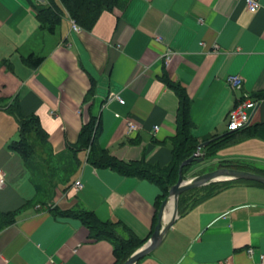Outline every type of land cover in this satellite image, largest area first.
<instances>
[{
  "label": "crops",
  "instance_id": "1",
  "mask_svg": "<svg viewBox=\"0 0 264 264\" xmlns=\"http://www.w3.org/2000/svg\"><path fill=\"white\" fill-rule=\"evenodd\" d=\"M257 1L251 12L243 0H118L88 29L72 30L64 13L49 32L32 7L48 0H0V264H115L109 241L89 239L76 217L42 205L32 171L10 148L19 131L10 104L35 118L49 158L74 151L82 159L63 186L54 184L52 207L92 211L140 246L156 224L160 188L87 162L78 143L91 118L98 147L161 168L179 119L171 83L187 97L192 140L210 143L199 151L210 157L190 169L264 173V0ZM30 53L43 57L37 67L24 63ZM230 75L241 76L240 89L226 82ZM239 99L257 105L245 129L229 132L226 115ZM210 183L184 195L192 199L160 245L135 264H264V186L235 180L206 190Z\"/></svg>",
  "mask_w": 264,
  "mask_h": 264
},
{
  "label": "trees",
  "instance_id": "2",
  "mask_svg": "<svg viewBox=\"0 0 264 264\" xmlns=\"http://www.w3.org/2000/svg\"><path fill=\"white\" fill-rule=\"evenodd\" d=\"M59 1L62 7L56 4L53 0H48L49 5L44 8L37 7L35 4L32 6L38 18L40 27L47 29L49 32L53 30L60 16L64 13H66L67 16L71 20H73L74 23L79 27L88 29L102 10L112 9L114 6H116L118 0ZM42 59L43 57L35 56L33 53H30L24 58V63L27 66L34 68L42 62ZM167 84L175 90L176 94L178 95L180 104L178 112L179 119L177 132L175 136L170 140L169 147L171 157L167 165L160 168L158 166L145 163L143 160L124 162L112 156L107 150L98 147L95 144V136L98 132V122L95 118H91L86 124L82 126V129L79 133L80 139L78 143L81 149L87 151L86 160L93 167L109 168L122 176H134L156 184L160 188L161 192V194L157 197V201L155 204L156 213L160 202L167 195L169 187L176 182L178 166L182 161L186 160L194 154L198 145L192 140V137L190 135V122L187 116L189 106L186 95L178 86L171 83ZM9 106L14 107V109H12V111L10 110V112L16 115L19 130L18 140L10 144V148L20 155L28 169L32 171L33 182L37 187V190L39 191L38 182L36 176L34 175L35 169L31 166L30 162H28V154L26 153V151H29L31 153V150H33V146L30 144L29 139L26 136L30 121L35 126L38 135H40V137L42 138V141H45V137L38 128L35 118L22 115L18 103H13ZM209 144L210 143H208V145ZM210 155L211 153L209 150L208 152H203L200 156L194 157H203V159H206L210 157ZM64 158L67 160V162L61 165L60 170L65 172L69 168L68 166L72 164L73 169L69 171L72 173L75 170V165H77L78 163L74 151H71ZM194 164L195 163L191 164V166ZM191 166L189 165L183 167L182 174L184 175L185 170H187ZM228 167L242 170L241 168L232 166ZM261 175H264V173H261ZM232 181L235 180L214 183L213 188H215V186L218 184H227ZM190 191L191 189L179 195L177 212L183 210L184 205L186 204L184 195L190 193ZM42 205H46V202L44 200H42ZM49 210L52 214L60 218L76 217L87 228L89 239H104L109 241L113 246L115 264H122L140 246L141 242L136 241L133 236H122L117 230V224L111 222H101L96 218L92 211L77 210L73 208L61 210L56 206L49 208Z\"/></svg>",
  "mask_w": 264,
  "mask_h": 264
},
{
  "label": "water",
  "instance_id": "3",
  "mask_svg": "<svg viewBox=\"0 0 264 264\" xmlns=\"http://www.w3.org/2000/svg\"><path fill=\"white\" fill-rule=\"evenodd\" d=\"M208 142L209 141H205L198 144L197 148L199 149L204 147ZM201 162H203V157L196 158L194 156H190L180 163L178 166L176 182L169 187L167 195L160 202L156 213V224L153 227L148 240L136 249L122 264H135L138 260L155 250L160 245L164 235L177 216L178 197L181 193L190 189L201 187L210 182L224 180L254 181L264 186V175L225 167L203 172L186 180L182 174V168L189 165L191 166L193 163L196 164ZM170 204L171 215L169 220L165 222V210Z\"/></svg>",
  "mask_w": 264,
  "mask_h": 264
},
{
  "label": "rangeland",
  "instance_id": "4",
  "mask_svg": "<svg viewBox=\"0 0 264 264\" xmlns=\"http://www.w3.org/2000/svg\"><path fill=\"white\" fill-rule=\"evenodd\" d=\"M0 68H1V63H0ZM12 109H14V107L8 105V110L12 111ZM26 136L28 137L30 144L33 146V150H31L32 151L31 153L29 151H26V153L28 154L27 160L28 162H30L31 166L35 169L34 175L36 176V179L38 182L39 191L42 193L41 194L42 199L46 202V206L51 208L54 202L50 200V198L52 197L54 193L53 191L54 184L63 186V184L68 181V178L73 177L72 173L74 171L72 173L69 172L73 169V166L72 164H70V166H68L69 170L67 169L65 172L60 170L61 165L66 163L67 160L61 156H58V158L48 157L46 153L47 150L45 149L43 145L44 141H42V138L40 137V135H38V132L35 126L31 123V121H30L29 129H28ZM200 149L201 148L199 149L196 148L192 156H195L196 152L200 151ZM59 160L61 161L59 162ZM81 164H82V159H81V162H78L77 165H75L74 168L76 169V171H79ZM200 166L194 167L192 169H190L189 167L184 172V175H183L184 178L187 180L197 175L198 173H203L202 172L203 169H199ZM56 179L58 181H56ZM213 184L214 183H210L209 185L210 187H207L206 190L211 189ZM191 199L192 197L185 198V202L187 203ZM170 208L171 206L169 207V209Z\"/></svg>",
  "mask_w": 264,
  "mask_h": 264
},
{
  "label": "built area",
  "instance_id": "5",
  "mask_svg": "<svg viewBox=\"0 0 264 264\" xmlns=\"http://www.w3.org/2000/svg\"><path fill=\"white\" fill-rule=\"evenodd\" d=\"M247 9L251 12L256 11L259 8V3L257 0H243ZM71 28L74 31H80V27L71 20ZM226 82L230 85V87L234 90L240 89L242 86V78L238 75H230L226 77ZM109 99H115L119 103H123L124 100L120 98L119 95L113 94L109 97ZM257 105L256 100L250 99H239L236 101L234 106L227 112L226 115V127L229 132H236L242 129H245L250 122L249 111L254 109ZM138 126L133 124L132 122L127 123L128 132L132 133L136 131ZM158 129L157 126L153 127V132ZM201 153L199 151L196 152V157L200 156ZM4 184V174L0 170V187ZM74 185L76 188H80L81 184L79 181H75ZM248 252L251 253L252 250L249 248ZM262 262L264 263V256L261 257Z\"/></svg>",
  "mask_w": 264,
  "mask_h": 264
},
{
  "label": "bare ground",
  "instance_id": "6",
  "mask_svg": "<svg viewBox=\"0 0 264 264\" xmlns=\"http://www.w3.org/2000/svg\"><path fill=\"white\" fill-rule=\"evenodd\" d=\"M170 206H171V204L169 205V207H170ZM169 207H168V209H169ZM168 209H166L167 211L165 210V211H166V213H165L166 216H164L165 219L170 218V215H171V208H170V213H169Z\"/></svg>",
  "mask_w": 264,
  "mask_h": 264
}]
</instances>
